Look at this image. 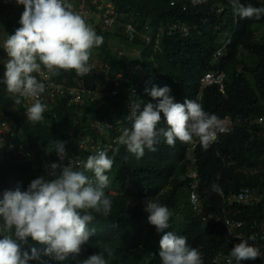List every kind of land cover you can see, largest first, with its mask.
I'll return each instance as SVG.
<instances>
[{"label": "trees", "instance_id": "obj_1", "mask_svg": "<svg viewBox=\"0 0 264 264\" xmlns=\"http://www.w3.org/2000/svg\"><path fill=\"white\" fill-rule=\"evenodd\" d=\"M86 1L92 4L94 0ZM204 1V4H194L191 0H109L120 21L125 17L136 24L149 22L156 28H166L173 22L197 27V31H193L187 39L163 38L158 48L155 44L145 45L140 40L135 42L140 49L141 46L145 48L138 59L145 75L137 95L144 103H156L146 93V89L150 90L153 86L169 87L178 103L194 99L199 91L200 76L214 67L215 52L227 41L226 36H230L227 54L221 63V69L227 75L226 93L222 94L217 87L207 89L202 106L205 112L215 114L219 119L230 116L241 120V123L231 133L220 136L217 143L209 145L207 150L199 142L195 151L202 215L193 212L184 197L183 186L189 179L184 181L180 178L186 172L181 163L187 156L189 143L177 141L175 147H169L161 138L157 150L151 152L145 149L140 159L122 145L117 153H110L114 164L106 173L109 180L114 179L105 189V194L112 199L111 213L107 217L93 213L96 218L89 227L96 229L95 235L81 247L79 254L70 255L63 261L45 256L42 257L43 264H83L90 256L100 252L104 253L108 264H162L159 241L164 233L157 232L148 222V213L144 211L142 201L145 196L168 207L172 215L169 229L165 231L187 237L188 245L201 252L204 264H214L219 254H228L235 240L223 219L215 223L212 219L202 220V216L221 218L226 210L230 219L244 224L246 234L262 227L264 126L245 124V121L264 119V17L260 20L241 19L234 12L230 0ZM173 2L175 5H171ZM240 2L264 7V0ZM217 4L225 6L222 16L214 6ZM20 10L23 13V5ZM20 18L0 3V29L5 40L20 27ZM101 34L110 38L114 33L101 30ZM115 36L121 37V31ZM91 55L96 58L98 69L83 76L77 75L74 70L60 71L59 75L52 76L56 83L84 90L83 102L72 103L69 97H60L51 114L45 111L43 120L39 122H29L27 117L18 115L13 106L14 95L0 83V106L5 119L17 127L18 135L25 138L27 148L36 153L35 161L26 165L15 154L0 159V198L5 190H15L18 186L26 190L32 180L44 175L42 161L47 154L52 157L56 154L47 152L49 143L63 141L71 158L86 160L90 154L79 149V140L94 135L92 122H115L125 117L127 101L122 97L111 99L112 84L105 79L101 68L109 63L113 70L128 75L130 68L127 62L123 57L116 56L107 44L94 47ZM3 65L2 61L0 79L3 78ZM238 67H241L240 72ZM95 92L96 97L92 95ZM159 127H168L163 113ZM258 131L263 134L258 136ZM86 175L93 177L90 171ZM214 184L219 191L213 190ZM247 189L258 196V202L229 204L221 195L229 198ZM23 247L31 254L32 247L42 249L45 246L29 238ZM108 250H111V255H108ZM148 256L152 258L151 262H147ZM29 264L41 262L32 260Z\"/></svg>", "mask_w": 264, "mask_h": 264}, {"label": "clouds", "instance_id": "obj_2", "mask_svg": "<svg viewBox=\"0 0 264 264\" xmlns=\"http://www.w3.org/2000/svg\"><path fill=\"white\" fill-rule=\"evenodd\" d=\"M76 1L16 0L17 4L23 5L24 11L19 20L20 27L15 29L14 34L8 35L3 43L7 57L1 60L4 62V72L0 83L14 95L13 106L18 115L27 117L29 122L42 121L44 112L50 111L51 114V109L53 110L60 97H69L72 103L83 102L84 90L56 83L52 76L59 75L60 71L71 70L83 76L98 69L91 50L107 44L103 43V37H106L101 34V30L115 35L120 30L122 36L116 37L137 47L141 54L135 60L115 54L127 62L130 68L128 75L113 70L109 63L104 64L101 71L105 79L112 84L111 99L122 97L127 101L128 111L124 118L115 122L107 120L92 122L94 135L79 140V149L90 154L86 160L82 157L71 158L66 143L55 140L49 143L47 152L56 154L54 157L47 154L46 159L42 161L41 170L44 175L32 180L26 190L18 186L15 190H5L2 193L0 264H29L32 260L43 264L42 257L45 256L63 261L70 255L79 254L81 247L95 235L96 229L89 227L96 218L93 213L104 217L111 213L112 199L105 194V189L110 183L106 173L114 164V160L109 157L110 153H117L122 145L140 159L144 156L145 149L155 152L161 138L169 147H175L177 141L182 144L189 143L187 156L181 163L186 172L180 178L184 181L189 179L187 185L183 186L184 197L193 212L202 215L198 195L200 175L196 167L195 151L199 142L205 150L209 145L217 143L218 139L216 142L211 141L218 132L224 131L221 122L235 121L236 124L231 131L241 123V120L230 116L219 119L215 114L205 112L202 106L203 95L207 89L217 87L222 94L226 93L227 75L221 69V63L226 57L230 36H226L227 41L215 52L214 67L200 76L199 91L194 99L178 103L171 95L169 87L153 86L150 90L146 89V93L156 103H144L137 95L145 75L138 59L145 48L141 46L140 49L135 42L140 40L145 45L155 44V48H158L163 38L187 39L192 36L193 31H197V27L183 22H173L166 28L161 26L156 28L149 22L136 24L132 19L126 20L125 17L120 21L115 7L109 0H94L92 4H88L86 0ZM191 1L194 4L205 3L204 0ZM230 3L241 19L260 20L264 17V7H255L251 3L242 4L240 0H230ZM171 5H175V2ZM214 6L222 16L225 6L222 4ZM110 20L113 21L109 22ZM128 26H132L133 31H130ZM187 27H190L189 34L183 30ZM220 50L225 54L217 59L216 55ZM237 71L240 72L241 67H238ZM45 73L49 74L51 82L63 86L68 94L55 98L48 95L46 80L40 78ZM219 73L224 75L222 86L219 84H212L206 88L202 86V78L208 74ZM68 91L73 92L71 94ZM96 94L92 93L94 97ZM42 95H48V106L41 101ZM22 98L32 99L25 113L16 105L21 103ZM161 113L166 118L167 129L159 127ZM0 119L5 120L14 131L16 144L32 153V160L29 163L19 160L25 165L35 161L36 153L27 148L25 138L18 135L20 132L17 127L5 119L1 106ZM130 121L131 128L128 125ZM245 124L250 122L245 121ZM229 133L219 134L218 138ZM85 139L95 142L93 149L81 147V141ZM194 141L197 142L195 148ZM6 155L9 154L6 153L3 158L0 156V159L3 160ZM76 161L77 165H73L72 163ZM45 163L48 169H45ZM89 171L93 173V177L86 175ZM212 187L214 191H219L217 185L214 184ZM193 195L197 198L196 204L192 202ZM221 195L225 198V203L229 204L250 205L259 201L255 194L247 203L228 201L226 195ZM142 201L145 204L144 211L148 213V222L157 232L164 233L159 241V257L162 264H204L201 252L188 245L187 237L165 231L169 229V219L172 215L168 207L149 196L143 197ZM229 215L230 213L224 210L221 218L202 216V220L212 219L215 223L223 219L230 236L235 240L232 250L228 254H219L214 259V264H264V255L261 254L264 252V223L259 230L246 234L243 230L244 224L230 219ZM29 238L45 247L42 249L32 247L29 254L23 247L27 245ZM108 255H111V250H108ZM146 260L151 262L152 258L148 256ZM83 264H108V261L104 253L100 252L90 256Z\"/></svg>", "mask_w": 264, "mask_h": 264}, {"label": "built area", "instance_id": "obj_3", "mask_svg": "<svg viewBox=\"0 0 264 264\" xmlns=\"http://www.w3.org/2000/svg\"><path fill=\"white\" fill-rule=\"evenodd\" d=\"M113 20H110L109 22H112ZM130 31H133L132 26H128ZM183 30L189 34L190 27L183 28ZM225 54L223 50H220L217 52L216 58H220ZM40 78L46 80V90L48 92V95H50L52 98H55L56 96H63L67 95L68 93L65 92V88L61 85H58L54 82L50 81L49 74L45 73L43 76H40ZM224 79V75L222 73L216 74V75H211L208 74L204 78H202V86L206 88L209 85H214V84H219L222 86ZM69 93L73 91H68ZM48 95L47 96H41L40 99L43 103H45L48 106ZM32 103L31 98H22L21 103L17 104V106L21 107V110L23 113L26 111V107L29 106ZM236 124L235 121H226V122H221V126L224 128L223 132H218L216 136L212 139L211 142H216L218 139L219 134H225L229 133L231 131V128ZM250 124H256V125H263L264 124V119L263 118H258L250 121ZM257 135H262V131L256 132ZM95 142L91 139H85L81 141V147H90L94 148ZM197 145V142L194 141L193 143V148H195ZM6 153L8 154H15L21 161L24 163H29L32 160V153L28 152L23 148L21 145H17L15 141V134L14 131L11 129L10 125L3 119H0V156L3 158V155ZM59 158V156H58ZM60 159V158H59ZM47 163V162H46ZM45 163V169H48L47 164ZM78 161L72 163L73 165H77ZM192 202L193 204L197 203V198L195 195L192 196ZM253 197V193L251 190L247 189L242 192H240L237 196H232L228 198V201H237L240 203H247L249 200ZM264 255V252L261 253Z\"/></svg>", "mask_w": 264, "mask_h": 264}, {"label": "rangeland", "instance_id": "obj_4", "mask_svg": "<svg viewBox=\"0 0 264 264\" xmlns=\"http://www.w3.org/2000/svg\"><path fill=\"white\" fill-rule=\"evenodd\" d=\"M0 3L5 5V7H8L10 11H14L16 16H21L22 11L20 10V7L22 5L17 4L16 0H0ZM4 41V35L2 30L0 29V63L2 62L1 60L3 57L4 59L7 57L6 52L3 49ZM121 41L122 40H119L114 34H112L110 38L103 37V43H107L116 55H124L126 57H130L132 60H135L140 56L141 51L138 50L137 47L129 43L127 44V42ZM110 181L113 182L114 179L110 178Z\"/></svg>", "mask_w": 264, "mask_h": 264}]
</instances>
